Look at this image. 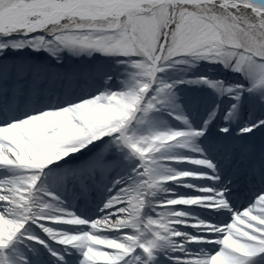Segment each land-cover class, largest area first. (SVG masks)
Returning a JSON list of instances; mask_svg holds the SVG:
<instances>
[{
	"label": "snow or ice",
	"instance_id": "1",
	"mask_svg": "<svg viewBox=\"0 0 264 264\" xmlns=\"http://www.w3.org/2000/svg\"><path fill=\"white\" fill-rule=\"evenodd\" d=\"M0 264H264V0H0Z\"/></svg>",
	"mask_w": 264,
	"mask_h": 264
}]
</instances>
